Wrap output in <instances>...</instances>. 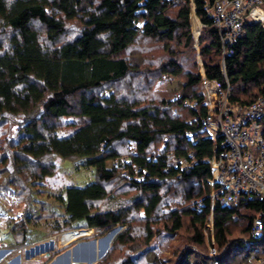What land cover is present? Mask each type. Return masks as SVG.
Listing matches in <instances>:
<instances>
[{
    "label": "trees",
    "instance_id": "16d2710c",
    "mask_svg": "<svg viewBox=\"0 0 264 264\" xmlns=\"http://www.w3.org/2000/svg\"><path fill=\"white\" fill-rule=\"evenodd\" d=\"M211 4L0 0V123L22 121L18 137L0 148V191L16 188L26 205L21 224L10 220L5 228L18 237L10 243L27 245L35 231L55 236L85 228L101 236L122 227L98 264H160L151 245L163 233L174 241L184 231L169 264H252L264 255V247L253 257L241 254L247 243L264 241L251 233L264 200L244 197L212 208L209 160L221 138L205 137L195 120L208 113L203 78L223 89L229 84L232 105L246 108L264 98V27L247 24L232 54L224 55ZM193 13L205 25L203 75L190 54L196 53ZM140 42L162 44L172 59L159 71L151 63L146 68L144 52L134 51ZM172 46L189 51L193 68L184 70ZM164 76L185 78L183 99L198 102V112L171 94L134 97L124 87L136 79L147 87ZM152 151L161 153L157 160H148ZM170 152L193 153L196 161L182 169ZM56 159L94 169L97 180L47 192L43 183L57 172Z\"/></svg>",
    "mask_w": 264,
    "mask_h": 264
},
{
    "label": "built area",
    "instance_id": "2783aa9c",
    "mask_svg": "<svg viewBox=\"0 0 264 264\" xmlns=\"http://www.w3.org/2000/svg\"><path fill=\"white\" fill-rule=\"evenodd\" d=\"M170 1L176 5L183 0ZM208 1L212 2L208 10L218 30L224 55L232 54L231 48L245 36L247 24H262L264 27V0ZM191 23L193 41L197 48L205 25L194 13ZM209 83L212 84L211 81ZM230 91L229 84L226 89L218 85L215 97L207 95L202 101V105L208 110L207 115L195 118L205 137L221 138L209 160L212 168V178L209 180L212 208L216 204L222 207L235 206L244 197H259L264 200V98H258L252 105L244 108L230 103ZM175 100H180L183 106L195 112L199 111V103L183 99L181 93L176 94ZM160 154L153 152L148 160H157ZM166 155L182 169L193 166L196 161L193 153L188 157H178L173 152ZM92 230L95 232V229L76 232ZM213 231L212 226L210 232L213 234ZM251 233L254 238L264 236V212L254 219ZM83 235L87 236L88 233ZM215 253V250L211 251V254ZM252 264H264V255L255 259Z\"/></svg>",
    "mask_w": 264,
    "mask_h": 264
},
{
    "label": "rangeland",
    "instance_id": "374dc122",
    "mask_svg": "<svg viewBox=\"0 0 264 264\" xmlns=\"http://www.w3.org/2000/svg\"><path fill=\"white\" fill-rule=\"evenodd\" d=\"M194 29L195 27L193 28V30ZM203 30H202V34H203ZM206 40L207 42H209L208 38H206ZM193 46L196 53L194 52L193 54L190 52V54L192 58L197 55V63H198L197 68L198 71L203 75L204 71L202 68V61L199 55L200 44L196 48L194 42ZM139 47H140L139 49H135L134 51L141 50L142 52H144V54L142 55L145 56L146 62L144 66H146V68L147 67L152 68L153 66V69L159 71L164 61L172 59L170 53H168L167 51L166 52L163 51L164 49L162 44L140 42ZM172 50H174L175 52L176 51L179 52L178 54L179 56H176V58H178L181 64H184L185 71H187L188 68L189 69L193 68L192 67L193 61L189 63L188 60L185 59L186 58L185 56L187 57L189 56V54L187 53L189 51H186L185 49L179 46H172ZM138 53L140 52H133V54H138ZM135 60L139 61V59L137 58H135ZM150 63L152 66L150 65ZM184 79L185 78L183 76H179V77L164 76L159 80L153 77V79L151 80L150 84H148L147 87H143V84L138 82V79H136L134 81H131V85L133 84L132 87H128V88L126 86L124 87L125 90L131 92L132 93L131 95H134V97H139L140 95L150 96L152 95V91H153V94H157L158 96H160L159 94L162 95L171 94V97L175 98L177 93L182 94L181 88H182V84L184 83ZM207 81H208L207 79L203 78L201 82L203 93L205 96L209 95L212 98H214L218 84L215 82H212L211 84L209 83L210 81L209 82ZM13 121L15 123L8 122L7 125L0 123V148H3L4 146L6 147L9 143H11V140L13 138L18 137V128H19L18 123H21L22 121L21 120H13ZM130 148L135 149L133 144L130 145ZM158 149L156 150L158 151ZM251 149L254 150L253 148ZM55 163L58 165L57 172L53 177L46 179L45 182L43 183L44 188L49 193L65 190L70 186L86 187L87 185L97 180L96 172L94 169H87L80 166L78 167L76 162L63 161L60 159H56ZM24 180L26 181V179ZM15 190L16 188L14 189L9 188L8 185H6L5 188H3V190L0 191V237H1L0 253L1 252L4 253V256L1 257L0 255V264H14V263L15 264H51V262L57 256L65 253L68 250H72L77 246L78 249L84 246L86 248L87 246H90V248H92V246L94 247L92 243H94L95 241L97 243L99 241H105L106 240L105 238L113 234L114 238L111 239L112 241H110L109 246H107L106 248L107 250L105 251L104 254L102 253V255L99 257V260L95 263L98 264L107 256L115 238L123 230L122 227H119L101 236L92 230L93 232L90 231V233H88L87 236L82 235L78 239L69 242L67 244H62L61 238L70 234V232H65L62 234L51 236V235H43L40 234L39 231L38 232L35 231L32 233L31 236V239L33 240H31L29 244L24 246H21V244L13 245L12 243H10L12 237H9L7 235L8 232L11 233V229H5V228L9 226L8 224L10 220H13V223H15V225H20L21 220H23V217L26 215L23 214L26 205H24V202H21L22 203L21 205L20 197L17 196L16 194L17 192H14ZM141 226H145V223L142 222ZM209 226L211 228L212 224H210ZM210 228H209V232H210ZM81 230H85V228L79 229V231ZM164 234L165 233H163V235H161L159 239H157V241L153 245H151V248H153L154 252H156L157 255L156 260H158V263L161 264V262H163L162 264H169V262L173 258V250H177L178 247L181 245L183 241L182 239L186 237V232L185 231L181 232L180 236L183 238L175 239L174 241H172L173 238L164 236ZM210 235H212V233ZM12 240L16 243L19 242L17 236H14ZM104 245H106V243H104ZM263 247H264V241H259L253 244L247 243L245 249L241 252V254L253 257ZM123 251L124 250L117 252L118 257L122 255ZM49 252L51 254V256L49 257H52L51 259H49V257L47 256V253ZM98 254L96 253L97 256ZM18 259L20 260V262L17 261ZM144 264L146 263L144 262Z\"/></svg>",
    "mask_w": 264,
    "mask_h": 264
},
{
    "label": "water",
    "instance_id": "95a60500",
    "mask_svg": "<svg viewBox=\"0 0 264 264\" xmlns=\"http://www.w3.org/2000/svg\"><path fill=\"white\" fill-rule=\"evenodd\" d=\"M92 243V242H91ZM94 247L92 246L91 252L83 254L82 253V248L78 249V247L68 250L65 253L57 256L51 264H95L98 260L99 257L96 255V244L97 242L95 241L92 243ZM80 247V246H79ZM47 256H51L50 252L47 253ZM17 261L20 262L18 259Z\"/></svg>",
    "mask_w": 264,
    "mask_h": 264
},
{
    "label": "bare ground",
    "instance_id": "6f19581e",
    "mask_svg": "<svg viewBox=\"0 0 264 264\" xmlns=\"http://www.w3.org/2000/svg\"><path fill=\"white\" fill-rule=\"evenodd\" d=\"M85 233H90V231H85V232H76V231H73V232H70V234H68V235H66V236H64V237L61 238V243L62 244H67L69 242H72V241L78 239L79 237H81L80 235H83ZM112 238H114L113 237V234H111L110 236H108L107 238H105L106 239L105 241H99L96 244V252H97V254L99 253L97 257H100L102 255V253L103 254L105 253V251L107 250L106 249L107 246H109L110 241H112L111 240ZM104 243H106V245H104ZM89 252H91L90 246H87V248L85 246L82 247V253L83 254H86V253H89Z\"/></svg>",
    "mask_w": 264,
    "mask_h": 264
},
{
    "label": "crops",
    "instance_id": "0c3cea01",
    "mask_svg": "<svg viewBox=\"0 0 264 264\" xmlns=\"http://www.w3.org/2000/svg\"><path fill=\"white\" fill-rule=\"evenodd\" d=\"M77 247H78V246H77ZM0 255H1V257H2V256H4V253H3V252H1V253H0Z\"/></svg>",
    "mask_w": 264,
    "mask_h": 264
}]
</instances>
